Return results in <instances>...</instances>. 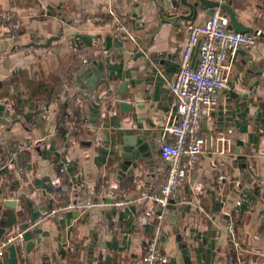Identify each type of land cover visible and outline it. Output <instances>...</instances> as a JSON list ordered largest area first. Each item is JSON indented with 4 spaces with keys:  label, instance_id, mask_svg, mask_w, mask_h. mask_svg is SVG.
Instances as JSON below:
<instances>
[{
    "label": "crops",
    "instance_id": "0c3cea01",
    "mask_svg": "<svg viewBox=\"0 0 264 264\" xmlns=\"http://www.w3.org/2000/svg\"><path fill=\"white\" fill-rule=\"evenodd\" d=\"M174 1L0 0L22 20L14 33L0 23V246L21 233L35 241L29 252L24 239L7 244L0 264H144L156 235L168 264H185L175 225L191 264H242L233 258L230 221L239 257L264 264L261 0L228 3L241 23L260 32V44L232 60L229 86L212 120L201 125L207 150L216 148V133L233 130L231 154H204L171 197L174 206L162 209L152 199L166 177L159 139L176 115L171 83L187 27L210 17L200 6L171 8ZM112 13L128 24V35L116 31ZM51 38L47 48L36 47ZM198 57L197 49L193 67ZM103 78L109 86L100 84ZM128 128L153 143L131 170L123 168ZM88 199L91 209L48 218L56 205Z\"/></svg>",
    "mask_w": 264,
    "mask_h": 264
},
{
    "label": "built area",
    "instance_id": "2783aa9c",
    "mask_svg": "<svg viewBox=\"0 0 264 264\" xmlns=\"http://www.w3.org/2000/svg\"><path fill=\"white\" fill-rule=\"evenodd\" d=\"M226 5L230 0H216ZM264 10V0H261ZM112 24L116 31L126 35L129 26L123 19L112 13ZM0 23L5 24L9 32H17L22 27V20L11 10L0 6ZM229 17L220 8H216L204 23H192L187 27L188 37L183 49L180 65L175 80L171 83L173 104L176 109L174 119L167 123L159 139L162 159L167 163V172L160 192L152 199L165 209L171 197L177 192L185 177L193 174L204 154L226 156L231 154L233 130L216 133V148L207 150V140L202 136L201 125L212 120L219 105L220 94L228 88L232 69V60L241 49L254 51L259 47L261 35L256 33H236L228 29ZM133 38V37H132ZM199 50L198 63L193 67V56ZM221 180V179H220ZM123 203H118L122 206ZM94 201L88 199L82 205H56L48 214L49 219H56L66 209H91ZM162 218V216L160 217ZM230 241L235 258L242 264L246 258L239 257L242 251L235 231V222L230 221ZM23 239V233L10 237L0 246V254L7 244L15 239ZM71 251H76L72 247ZM144 264H168L170 257L164 254L159 235L152 237L143 252Z\"/></svg>",
    "mask_w": 264,
    "mask_h": 264
},
{
    "label": "water",
    "instance_id": "95a60500",
    "mask_svg": "<svg viewBox=\"0 0 264 264\" xmlns=\"http://www.w3.org/2000/svg\"><path fill=\"white\" fill-rule=\"evenodd\" d=\"M199 3L197 5H192L188 2V0H176L173 2V5L171 8L179 9L180 6L186 7L190 10H196L198 6H200L202 9L207 10L208 14L211 16L213 15L216 8H220L223 12L227 14L229 17V26L228 29L236 32V33H256L258 31H255L252 28L246 27L243 23L239 21V19L236 16L235 10L232 6L229 4L226 5H220L216 0H198ZM179 18L185 19L187 17L180 16ZM56 40V38H51L48 40L46 44L43 45H36L38 48H47L52 41ZM100 84H105L106 86H109V81L105 80V78L101 79ZM125 87V85L122 86V89ZM120 90L119 94H125V90ZM96 108H98V104L95 105ZM119 107L123 111H129L130 104L127 103L125 100L120 99L119 100ZM96 119V117H95ZM123 134L125 136L124 139V158H125V164L124 169L131 170L133 168L137 167V159L138 155H140L143 159H146L148 156V149L150 145H152V142H149L148 139H146L144 136L138 135L134 129L128 128L124 129ZM171 205H175L176 202L174 200L170 201ZM171 208H174V207ZM174 220V224H177V216L174 215L171 218ZM27 228V227H26ZM174 232L177 235V241L179 242V247L182 249L183 254L185 255V264H191L190 260V251L187 247V244L184 241V235L180 231L179 227L177 225L174 226ZM23 239L27 242V251H31L33 247H35V241L33 240L32 233H24Z\"/></svg>",
    "mask_w": 264,
    "mask_h": 264
}]
</instances>
